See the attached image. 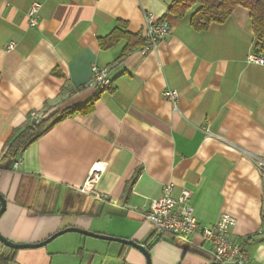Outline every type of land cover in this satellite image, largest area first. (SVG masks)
<instances>
[{
    "label": "crops",
    "instance_id": "obj_1",
    "mask_svg": "<svg viewBox=\"0 0 264 264\" xmlns=\"http://www.w3.org/2000/svg\"><path fill=\"white\" fill-rule=\"evenodd\" d=\"M41 3L40 22L28 11ZM173 0H0V192L7 198L0 233L37 243L78 226L135 240L151 264H209V245L155 235L145 218L167 184L191 191L202 225L224 212L237 218L231 235L249 264H264V64L256 53L250 10L238 6L224 23L197 31L168 11ZM172 33L156 50L127 40L100 47L120 21L145 39V14ZM15 42L14 48L9 44ZM109 66L113 87L89 85L92 65ZM179 91L177 108L163 92ZM88 113L55 123L52 116L94 100ZM52 123L17 159L1 158L31 114ZM97 171L95 181L82 187ZM1 208V202H0ZM11 254L0 242V256ZM9 264H148L138 249L79 234L21 249Z\"/></svg>",
    "mask_w": 264,
    "mask_h": 264
},
{
    "label": "built area",
    "instance_id": "obj_2",
    "mask_svg": "<svg viewBox=\"0 0 264 264\" xmlns=\"http://www.w3.org/2000/svg\"><path fill=\"white\" fill-rule=\"evenodd\" d=\"M41 3L34 1L27 15L29 26L36 27L40 22ZM145 44L141 52L147 53L156 50L158 46L166 40L172 33V26L167 20L158 19L153 13L145 14ZM15 42L9 44V48H14ZM249 58L257 63L264 64V58L259 54H250ZM90 86L98 91L109 90L113 87V78L109 66H101L97 63L92 65V77ZM164 96L170 100L177 108L180 98L179 91L168 87L163 92ZM42 115L36 112L31 114V121H40ZM97 171L90 172L82 189L95 181ZM173 184L169 183L164 188V193L160 198L152 200L145 218L152 224L155 235L170 234L175 237L188 239L195 235H200L202 240L209 245V258L223 264H249L250 254L243 242L232 236V230L237 225V218L224 212L215 224L202 225L194 211V206L190 202L191 191L184 189L178 198L172 196ZM0 264H2L0 262Z\"/></svg>",
    "mask_w": 264,
    "mask_h": 264
},
{
    "label": "trees",
    "instance_id": "obj_3",
    "mask_svg": "<svg viewBox=\"0 0 264 264\" xmlns=\"http://www.w3.org/2000/svg\"><path fill=\"white\" fill-rule=\"evenodd\" d=\"M196 3H199L200 6L192 14L190 23L197 31H205L213 23L226 22L238 6L248 8L256 39V53L264 58V0H173L169 5L168 11L178 18H184ZM123 39H126L128 43L122 57L127 56L134 49L143 47L145 44V39L139 34H132L127 30V22L120 21L118 27H115L107 36L99 39L100 47L102 49H109ZM96 99L94 98V100L81 106L57 112L52 116L54 119L53 123L79 112L83 114L91 112ZM49 120L50 118L32 122L25 128L14 132L1 161L7 158L17 159L19 154L29 144L38 140L47 131L48 127L52 124ZM10 251V255L0 256L2 264H9L11 261H14L15 256H13V253L19 250L10 249Z\"/></svg>",
    "mask_w": 264,
    "mask_h": 264
},
{
    "label": "water",
    "instance_id": "obj_4",
    "mask_svg": "<svg viewBox=\"0 0 264 264\" xmlns=\"http://www.w3.org/2000/svg\"><path fill=\"white\" fill-rule=\"evenodd\" d=\"M0 202H1V208H0V218H1L7 209V198L1 192H0ZM70 232L79 233V234H82L85 236H89V237H93V238H97V239H102V240L116 241V242H119V243H122L125 245L132 246V247L140 250L147 257L148 264H151L150 252H149V248L147 246L142 245V244L136 242L135 240L111 236V235H107V234H100V233H96V232H93V231H90L87 229H83V228L78 227V226H71V227L63 228V229L55 232L51 236H49L47 239H45L41 242H37V243H29V242H27V243H16V242L9 240L3 234L0 233V242L3 245H5L6 247H8L10 249H14V250L39 248V247L46 246L48 243L52 242L53 240L57 239L58 237L66 234V233H70ZM209 264H223V263L212 261Z\"/></svg>",
    "mask_w": 264,
    "mask_h": 264
},
{
    "label": "rangeland",
    "instance_id": "obj_5",
    "mask_svg": "<svg viewBox=\"0 0 264 264\" xmlns=\"http://www.w3.org/2000/svg\"><path fill=\"white\" fill-rule=\"evenodd\" d=\"M151 224V223H150ZM152 225V224H151ZM78 236L79 235V233H73V232H70V233H66V234H64V235H62V236H70V237H72V236ZM62 236H60V237H58L57 239H55V240H60V238H62Z\"/></svg>",
    "mask_w": 264,
    "mask_h": 264
}]
</instances>
